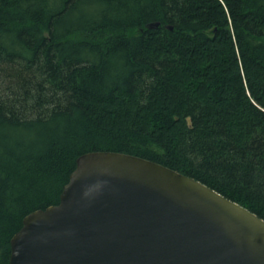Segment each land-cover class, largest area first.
<instances>
[{
  "label": "trees",
  "instance_id": "obj_1",
  "mask_svg": "<svg viewBox=\"0 0 264 264\" xmlns=\"http://www.w3.org/2000/svg\"><path fill=\"white\" fill-rule=\"evenodd\" d=\"M99 151L264 220V0H0V264Z\"/></svg>",
  "mask_w": 264,
  "mask_h": 264
},
{
  "label": "water",
  "instance_id": "obj_2",
  "mask_svg": "<svg viewBox=\"0 0 264 264\" xmlns=\"http://www.w3.org/2000/svg\"><path fill=\"white\" fill-rule=\"evenodd\" d=\"M10 264H264V220L156 162L91 152L58 205L24 218Z\"/></svg>",
  "mask_w": 264,
  "mask_h": 264
}]
</instances>
